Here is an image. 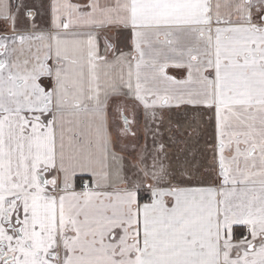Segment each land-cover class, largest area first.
<instances>
[{
    "label": "crops",
    "instance_id": "1",
    "mask_svg": "<svg viewBox=\"0 0 264 264\" xmlns=\"http://www.w3.org/2000/svg\"><path fill=\"white\" fill-rule=\"evenodd\" d=\"M19 1L0 0V264H264V0ZM143 110L207 114L168 141L212 145V174L120 173L118 118Z\"/></svg>",
    "mask_w": 264,
    "mask_h": 264
},
{
    "label": "rangeland",
    "instance_id": "2",
    "mask_svg": "<svg viewBox=\"0 0 264 264\" xmlns=\"http://www.w3.org/2000/svg\"><path fill=\"white\" fill-rule=\"evenodd\" d=\"M29 0H20L19 5L29 4ZM262 25V23H260ZM262 28V26H258ZM172 114L165 112H159L154 110H143L141 113L140 120L134 122L132 115L125 114L126 119L129 120L128 127H125L121 119L119 124H116L117 136L116 140L119 160L122 162V166L119 168V172L123 173L129 181L137 182V184L143 185H169V184H190L196 183L201 180V171L206 169L207 172L204 174L211 175V157L213 155V146H208L203 143L197 144L192 143L189 147L193 152L192 155L189 150H185L182 144V137L176 136L173 139V145L169 143V125L170 122L179 123L182 119L187 123L186 126L194 127L190 121L193 117H198V127L201 135L208 136L210 118L204 112L198 113L189 112L188 117L185 118L183 115ZM185 125V124H184ZM174 135L175 131L171 130ZM132 134V135H131ZM178 134L179 129H178ZM139 136V137H138ZM173 138V136H172ZM167 139V145L166 141ZM129 144V153L126 151V145ZM197 147V148H196ZM197 149V151L192 150ZM212 152L211 153L209 152ZM199 154V156H198ZM116 158L111 159L113 170H116V164L114 162ZM196 160H199L200 163ZM139 175V177L136 175ZM222 173L220 170L217 171V175ZM197 175L200 177L197 178Z\"/></svg>",
    "mask_w": 264,
    "mask_h": 264
},
{
    "label": "built area",
    "instance_id": "3",
    "mask_svg": "<svg viewBox=\"0 0 264 264\" xmlns=\"http://www.w3.org/2000/svg\"><path fill=\"white\" fill-rule=\"evenodd\" d=\"M88 182H89L88 179L81 180L80 181V188H82V189L87 188L88 187Z\"/></svg>",
    "mask_w": 264,
    "mask_h": 264
},
{
    "label": "flooded vegetation",
    "instance_id": "4",
    "mask_svg": "<svg viewBox=\"0 0 264 264\" xmlns=\"http://www.w3.org/2000/svg\"><path fill=\"white\" fill-rule=\"evenodd\" d=\"M258 26H264V18H263V20H262V25H260V23L259 24H256V27H258ZM259 28V27H258ZM125 116V114L124 113H121L120 114V119L122 118L123 119V117ZM126 117V116H125ZM124 117V118H125ZM127 118V117H126ZM122 121V120H121ZM126 124H129V120L128 119H126ZM126 127V126H125ZM128 127V126H127Z\"/></svg>",
    "mask_w": 264,
    "mask_h": 264
},
{
    "label": "trees",
    "instance_id": "5",
    "mask_svg": "<svg viewBox=\"0 0 264 264\" xmlns=\"http://www.w3.org/2000/svg\"><path fill=\"white\" fill-rule=\"evenodd\" d=\"M147 195L146 194H144V193H141L140 194V197H139V200L142 202V201H145L146 199H147ZM237 231L236 232H238L239 230H240V228L239 229H236ZM238 234H239V232H238ZM239 235H241V233L239 234ZM238 235V236H239Z\"/></svg>",
    "mask_w": 264,
    "mask_h": 264
},
{
    "label": "water",
    "instance_id": "6",
    "mask_svg": "<svg viewBox=\"0 0 264 264\" xmlns=\"http://www.w3.org/2000/svg\"><path fill=\"white\" fill-rule=\"evenodd\" d=\"M122 122L125 123V126L127 127L128 125L126 124V118L123 117Z\"/></svg>",
    "mask_w": 264,
    "mask_h": 264
}]
</instances>
